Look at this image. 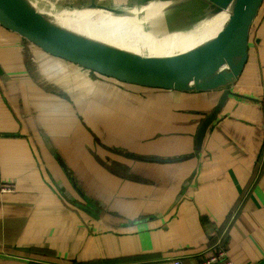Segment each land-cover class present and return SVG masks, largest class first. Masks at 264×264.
<instances>
[{"label":"crops","instance_id":"obj_1","mask_svg":"<svg viewBox=\"0 0 264 264\" xmlns=\"http://www.w3.org/2000/svg\"><path fill=\"white\" fill-rule=\"evenodd\" d=\"M78 1L144 15L160 4L154 26L171 29L193 27L206 7ZM249 46L237 94L198 147V128L222 90L124 82L0 23V177L14 185L0 192V264L137 255L124 264H191L219 242L232 264H264V2Z\"/></svg>","mask_w":264,"mask_h":264},{"label":"water","instance_id":"obj_2","mask_svg":"<svg viewBox=\"0 0 264 264\" xmlns=\"http://www.w3.org/2000/svg\"><path fill=\"white\" fill-rule=\"evenodd\" d=\"M32 2L0 0V23L53 55L128 83L179 91L222 90L215 107L198 128L196 143L201 147L228 96L237 94L232 88L248 62L251 27L264 0H204L205 14L200 20L231 7L229 17L219 32L205 43L167 56L140 54L75 32L56 22L50 12ZM176 2L181 4L186 0ZM89 9L104 10L113 15L132 11L103 4H93ZM165 20L164 23H169ZM144 26L154 34L180 31L154 26L153 19Z\"/></svg>","mask_w":264,"mask_h":264},{"label":"bare ground","instance_id":"obj_3","mask_svg":"<svg viewBox=\"0 0 264 264\" xmlns=\"http://www.w3.org/2000/svg\"><path fill=\"white\" fill-rule=\"evenodd\" d=\"M160 7V4L156 6H146L144 8V11H146L145 14H152L148 17L145 15V19L139 17L138 9H131L132 11L127 15H118L116 21L107 17L110 15H107L109 12L99 9L92 10L89 8L84 10L77 17L65 15L64 13H66V11H63L60 14L49 15L56 22L70 30L110 45L145 55L167 56L193 49L205 43L208 39L214 37L229 17V13L231 11L230 7L209 15L198 21L192 29L187 31L149 36V38H145V41L131 37L129 34L120 31L118 28L112 29L108 26V23H106V21L114 24H123L122 22L127 24L131 23L134 28L139 29L144 34H147L149 30L147 26L143 28L140 24H145L153 19V17L160 12ZM105 14L107 16L104 19L102 17H104L103 15ZM143 36L146 37L145 35ZM143 43L146 44L144 45ZM142 45L148 49L149 47L157 49L150 51L149 53H145L146 51Z\"/></svg>","mask_w":264,"mask_h":264},{"label":"rangeland","instance_id":"obj_4","mask_svg":"<svg viewBox=\"0 0 264 264\" xmlns=\"http://www.w3.org/2000/svg\"><path fill=\"white\" fill-rule=\"evenodd\" d=\"M34 3L36 4V6L40 9H44L45 11L50 12L49 14L54 15V14H60L63 11H66V13H64L65 15H69L70 17H77L79 14H81L84 10H86L87 8H82L80 6V1L78 0H33ZM33 3V2H32ZM33 3V4H34ZM34 4V5H35ZM154 5V4H151ZM93 10V9H92ZM144 10V9H143ZM139 13V12H138ZM110 13H108L107 15H109ZM128 13L124 14L127 15ZM152 13L150 14H146V16H150ZM106 14L103 15L105 19V17L107 16ZM144 13L143 11H141L139 13V17L145 19V17L143 16ZM118 15H113L110 14L107 17L112 18L111 20L116 21ZM204 17V16H203ZM179 18V17H177ZM177 18H175V16L173 17V22H177ZM202 18V17H201ZM168 20V19H167ZM106 23H108V26L111 27L112 29L118 28L120 31L129 34L131 37H135L141 41H145V38H149V36H156L158 34H154L152 33L150 30H148L147 34H144L142 31H140L139 29H136L133 27V25L131 23L127 24L125 22H122L123 24H114L112 22H108L106 21ZM176 24V23H175ZM140 26H142L143 28L145 27L144 24H140ZM168 25H166L165 27H167ZM171 27V26H170ZM174 28H178V30L181 31H177V32H182V31H187L188 28H192L190 26L185 25L183 22H178ZM183 29V30H182ZM164 31V30H161ZM143 35H145L146 37H144ZM144 45L146 43H143ZM144 45H142V47L144 48V50L146 51L145 53H149L150 51H154L157 48H152L149 47L146 48L144 47Z\"/></svg>","mask_w":264,"mask_h":264},{"label":"built area","instance_id":"obj_5","mask_svg":"<svg viewBox=\"0 0 264 264\" xmlns=\"http://www.w3.org/2000/svg\"><path fill=\"white\" fill-rule=\"evenodd\" d=\"M14 185L9 182H4L0 177V192L12 191ZM174 264H186L182 258H176ZM191 264H232L230 257L228 256L225 246L219 242L215 252L207 257H200L194 263Z\"/></svg>","mask_w":264,"mask_h":264},{"label":"trees","instance_id":"obj_6","mask_svg":"<svg viewBox=\"0 0 264 264\" xmlns=\"http://www.w3.org/2000/svg\"><path fill=\"white\" fill-rule=\"evenodd\" d=\"M258 16H259V14H258ZM258 16L256 17V19L258 18ZM214 252H215V250L211 254H213ZM141 258H142L141 255H137V256H133V257H123V258H115V259L96 260V261H91V262L83 263V264H124L126 262H130V261H133V260H140Z\"/></svg>","mask_w":264,"mask_h":264},{"label":"flooded vegetation","instance_id":"obj_7","mask_svg":"<svg viewBox=\"0 0 264 264\" xmlns=\"http://www.w3.org/2000/svg\"><path fill=\"white\" fill-rule=\"evenodd\" d=\"M162 29H171V27L170 26H167V27H161Z\"/></svg>","mask_w":264,"mask_h":264}]
</instances>
